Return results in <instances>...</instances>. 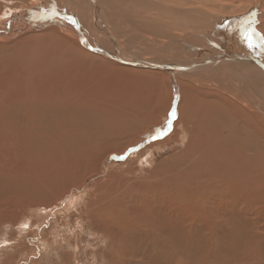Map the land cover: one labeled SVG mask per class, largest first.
Segmentation results:
<instances>
[{"label":"rangeland","instance_id":"rangeland-1","mask_svg":"<svg viewBox=\"0 0 264 264\" xmlns=\"http://www.w3.org/2000/svg\"><path fill=\"white\" fill-rule=\"evenodd\" d=\"M34 1L0 0V20L5 19L8 13L10 15L22 13L25 16L24 24L28 25L29 22L31 26H29L30 29H26V26L15 23L16 26L13 23L10 27L12 29L5 34V38L3 37L4 41L0 42L3 48L0 52V77L8 75V69L12 71L14 67H32L31 63L34 60L37 61L36 64L42 62L34 57V52L39 53L40 56L45 55L46 59L51 61L49 56L56 60V53L59 50H66L67 56L61 57L60 61L66 60L68 63L73 61L75 63L74 66L72 64L73 67H90L89 71L95 76L91 78L92 86L106 82L108 77L105 76L110 73L120 81L137 80L141 83L144 92L147 91V87L152 88L145 92L147 93L145 97L134 99L137 104L136 107L133 104L130 112H123L125 109L121 107L126 106L123 102L112 104L113 109H103L104 111L98 109L95 104L92 109L93 106L90 104L91 107L86 105L79 110H75V107L67 108V111L54 109L51 111V116H45L44 121L40 117L36 121L35 116L39 114L32 110L29 104L26 105L22 98L17 103L10 100L13 97L7 98L9 100L6 99L7 102L5 100L4 107L0 108V126L4 122L18 121L25 127L26 139L30 146L19 145V148L24 147L21 154L31 156L30 160L44 162L50 159L48 156H54V151H60L64 156L58 155L61 157L58 159L59 162H62L60 160L65 157L67 159L66 163L56 165L55 160L53 161L52 165L59 167L58 171L52 174H56L58 182L55 181L49 193L46 192L42 197L38 194L35 199L32 195H28L33 200L30 203L24 197L23 203L14 204L12 198L15 199L17 195L10 198L9 191L18 180L16 181L13 175H0V264H264V210L255 208L262 204L244 201L243 193L224 195L223 192H219L217 182L211 181L212 176L215 175L209 170L205 171L203 167L198 171L196 160L199 159V154L195 160L192 153H187L190 135L195 140L198 138L201 140L204 138V133L208 136V129H213L212 124L215 127L218 126L217 122L207 120V113L201 103L198 102L200 110L197 111L196 117L187 107L184 108L182 119L174 120L170 113L166 116V108L169 105L168 96L171 92L167 74L163 76L165 80L160 79L159 82H154L148 78L135 77L136 69L131 67H124L125 72L115 73L107 65L109 58L107 62L102 60L107 58L103 55L105 50L92 53L87 49L93 48L90 42V45L87 44L88 36L79 37L76 32L67 28L66 22L64 26L68 31L61 30L63 27L57 24L60 21V19L57 21V16L64 14L61 9L59 11L54 4L53 7L50 4H41L42 0H37L36 3ZM96 1H99L101 10L105 8L103 13L109 19L108 28L116 27L121 37L129 39L131 44L132 41L134 42L135 47L142 51L140 54L149 49H144L142 45L144 43L146 45L147 42L137 32H146L155 38L163 39L164 37L165 39L168 36L163 34V30L168 27L171 20L172 27L177 24H174L173 19L156 16L155 12L158 10L156 8L161 6V0L154 1L158 4L156 6L151 0H136L135 5L133 4L135 0ZM85 2L90 5L88 0ZM190 2L193 3L194 8H202L207 18L217 22V25L220 23L219 27H224L223 33L227 28L233 29L232 40L228 41L231 39L230 35L229 38L220 33V36H217L219 38H214V41L216 39L217 43H220L223 38L224 47H227L225 48L227 50L241 49L251 54H260L264 58L262 47L249 48L243 38L246 27L255 29L257 40L260 36H264V0H192ZM107 4L117 8L114 10L111 21L109 13L106 12ZM76 6V9H81L80 3ZM201 10L200 13H202ZM242 17H244L243 20ZM213 18L225 19L218 21ZM247 18L253 21L250 26H248L249 21H246ZM79 19L83 24L84 18ZM72 20L74 21V17L70 16L68 23L73 28L74 24L70 23ZM210 22L208 28L215 24ZM0 23L4 25L2 21ZM238 26L243 31L242 37L236 31ZM216 27L218 26L215 25L214 28ZM76 29L78 30L77 27ZM159 30H162L160 34ZM192 31L187 29L189 34ZM108 32L111 31L108 30ZM46 33H50L53 38L51 41L56 42L51 43L47 40L48 38L45 42L42 41L40 37ZM31 34H36L38 38L35 39V36ZM237 40L241 41L237 42L238 45L234 43ZM9 42L13 43L5 49ZM106 44L108 45L105 46L106 48H111L112 44L108 42ZM188 44L195 45L196 42L192 41ZM57 63L55 67H64V64L57 65ZM143 73L156 75L152 71ZM5 79L12 85L13 82L9 81V78ZM173 79L177 80V77ZM249 80L246 85L249 95L245 94V96L247 98L252 96L251 98L254 99L258 96L262 99L260 101L264 102L257 89L248 87L252 84V79L249 78ZM184 82L187 83V81ZM256 83V87L258 85L257 88L260 87V90L264 91L263 81ZM11 85L9 88L13 89ZM207 86L212 90L214 88L209 84ZM105 91L108 90L104 89ZM1 97L0 99H3ZM100 100L105 106L107 101L110 102L108 98ZM243 101L245 102L244 98ZM50 105L53 104L43 106ZM254 111L260 114L258 110L254 109ZM210 112L217 113L219 117L225 119L224 110L218 113L210 109ZM29 115L31 118H28ZM261 115L264 116L263 113ZM48 128L50 132H47ZM219 128L218 138L222 135V128ZM161 141L163 142L156 144ZM0 142L4 145L3 139ZM32 143H36V146ZM122 149H124L123 152ZM83 153L88 154L87 158H83ZM72 156L77 160H83L78 161L77 165L76 161V163L70 162V158L73 159ZM69 163L72 165H68ZM73 166H77L75 172H80L79 174L70 173L68 168L72 169ZM199 173L203 179L198 181L195 177H200ZM192 181L213 183L212 187L217 190V193L212 192L209 184L207 185L209 191L202 193L196 185L192 184ZM69 182L72 188H78L76 194L69 195L72 190L69 191L70 193L66 192L69 189ZM187 182L193 187L187 185ZM25 193H27L26 190ZM188 196L201 197L202 199H198V204H203L207 200L209 203L200 207L196 203V207L193 204L183 203L184 200L190 199ZM219 196L227 199L221 201ZM5 198L8 199L6 206ZM55 202L58 204L56 205ZM103 205L111 207L117 205L132 218L131 223L136 227L133 225L129 230L130 223L127 225L126 220L120 223L118 215L107 216L101 211ZM110 218L115 221L111 222Z\"/></svg>","mask_w":264,"mask_h":264},{"label":"bare ground","instance_id":"bare-ground-1","mask_svg":"<svg viewBox=\"0 0 264 264\" xmlns=\"http://www.w3.org/2000/svg\"><path fill=\"white\" fill-rule=\"evenodd\" d=\"M6 1L9 2V0ZM42 1L41 4L44 5L50 4L52 5V7L54 4V6H57L59 8V11L60 9L61 11H63L64 13L63 15L57 16L58 17L57 21L58 19H60V21L58 22L56 21L57 24L60 25V27H63V29L61 30H63L64 32L68 31V29L66 31V27L64 26V23L66 22L65 25H67V28L72 29V31L76 32L79 37L85 38V36H88L89 40L86 39L85 40L87 41L88 45H90L91 43L90 46L93 47L92 49H90V47L88 48L86 47L90 52L94 53L95 51L101 52L102 50L103 51L105 50L106 52L103 55L105 57L107 56V58L102 60L107 62L106 60L109 58L107 65H109V67L115 73L121 71L125 72L126 69L124 67H131L133 69H136L137 74H135V77H138L139 79L148 78L150 79V81H154V82H159L160 79H164L163 76L167 74L168 75L167 81L169 82L168 85L170 86L171 92H170V96H168L169 105L166 108V116L171 114L174 120L182 119L184 114V108L187 107V109L193 111L194 116L196 117L197 111L200 110V104H198V102L201 103L203 109H205L204 111H206L207 113L206 115L207 120H209V122L210 121L217 122L216 125L218 126L215 127L212 124L211 126L213 127V129H208L209 130L208 136L205 135L204 133V138H202L201 140H199V138L198 140H195L193 136L190 135L191 140L189 141L187 147V153H192L193 159H195V157L199 154V159L197 160L195 159L196 163L198 164V171L200 168L203 167L205 171L209 170L210 172H212V174H214L215 176H212L213 178L211 179V181H213V183L217 182L216 183L218 184L217 190H219V192H223L224 195L225 194L229 195L232 193H237V194L243 193L242 197L244 201H249V202L252 201L257 204H262L259 205V207L256 206L255 208L256 210L258 208L260 211L264 210V116L261 115L262 113L264 114V102L263 101L261 102L260 101L261 98L258 96L256 99L251 98L252 96L251 97L248 96V98L245 96V94L249 95V90L246 87V85L248 81H250L249 80L250 78L252 79L251 81L252 84L250 82L251 85L248 87H253L254 89H257L258 93L262 96L264 100V91L262 89L260 90V87L258 89L257 88L258 85L257 87L255 85L256 82H257L256 84H258V81H263L264 83V58L262 57V55L256 53L251 54L246 52L245 50L241 51V49L227 50L225 49L227 47H224L225 43H223V38H222V42L220 43H217L216 39L214 41V38H216L218 35L220 36V33L221 34L223 33L224 27L220 28L219 27L220 23L217 25L216 24L217 22L215 23L212 19L207 18L208 16L206 13H204V11L201 10L202 8L201 9L194 8L192 6L193 3L190 2L192 0H179V1L161 0L160 2L161 6L159 8H156L158 9L155 12L156 16H160L159 18L166 17L168 19H173L174 24L175 23L177 24L172 27L171 25L173 23L171 20V23L168 24L167 27L168 29L166 28L167 30L166 29L163 30L164 32L163 34L168 36L165 39L164 37L163 39L155 38L146 32H137L147 42L146 45L145 43L142 45L145 47L144 49L146 48L149 49L144 51L145 54L144 53L140 54L142 51L135 47L133 41L131 44V41L129 39L125 37H121L116 27L112 28L111 26V29L108 28L109 27L108 25L110 24L109 19L103 13L105 8L103 7L104 8L103 10L100 9L101 7L98 5L99 1L97 2L96 0H88L90 5H88L85 2L87 0H42ZM151 1L155 6L158 5L154 3V1L157 0H151ZM34 2L36 3L38 1L35 0ZM78 3L81 4L80 10L76 9L77 7L76 5ZM116 3L120 4V2H116ZM133 4L134 5L137 4L136 0L133 2ZM38 9L40 10L39 7ZM116 9L117 8H115V6H110L108 4L106 5V12L109 13L110 21L114 16L113 15L114 10ZM55 10L56 8L54 9V11ZM200 10L202 11V13H200ZM49 11L51 12V10ZM5 16H7L5 19L1 18L0 20V22L2 21L4 24L1 25L0 23V42L4 41L3 40L5 38L4 36L5 34L9 33L10 29H12L10 27L13 23L21 24L23 27L26 26L27 27L26 29H30L31 27L29 22L28 25L24 24L25 16L22 13H18L16 15L15 13L14 14L11 13V15L8 13ZM70 16L71 18L74 17V21L72 20V22L70 23L77 25L78 30L76 29L77 26L75 27V25H73V28L70 27L68 23V19H70ZM21 17L24 19H22ZM244 17H242V20L244 19ZM79 18L82 19L84 18L85 22L82 20L83 21L82 24L80 21L81 19ZM218 18H213V19L218 20ZM222 18L221 20L225 19ZM32 20L30 19V21ZM210 21H212L215 24L211 28H208L209 26L208 23H211ZM246 21H249V19L247 18ZM252 22L253 21L250 20L248 22V26H250ZM15 25L17 26V24ZM215 25L218 27L214 28ZM187 29L191 31L193 30L192 33L189 34L187 32ZM238 29L239 26L237 27L236 31L242 37L241 33L243 31L242 29L239 30ZM108 30L111 31L110 32L111 34L108 32ZM159 31L158 33L160 34L162 30L160 32ZM231 31H233L232 28H227V30L223 33L225 36L228 37L230 35L231 39H229L228 41L232 40V38L234 37V34ZM31 35L35 36L36 34H31ZM36 38L38 37L35 36V39ZM40 38H42V41L44 42L47 38H48L47 40H49L51 43L56 42V41H51V39L53 38L50 33L41 35ZM83 38L82 40L84 42ZM192 41H195L197 45L188 44L191 43ZM106 42L110 43V45L112 44L111 48L105 47L108 46ZM237 42L240 43L241 41L237 40L234 43L238 45ZM12 43L13 42H9V44H6L4 48L7 49V46H9ZM2 49L3 48L0 46V52ZM30 54L31 53H29V55ZM34 54L35 56L34 55L33 56L36 59L41 60L42 62L36 64L37 61L34 60V62L31 63L33 64L32 67L13 66L14 67L13 70L16 68L14 71L13 70L9 71L8 69L9 72V73L7 72L8 75L5 74L0 77V82H2L1 83L2 85H0V96H2L1 98H3L0 99V108L4 107V102L7 98L9 99L13 97V99L10 100L15 101L16 103L22 98L21 100H24L26 105L29 104L30 108L32 110H35L39 114L38 116H35L36 121L38 117L42 118V121H44L46 119L45 116H51V111L54 109L67 111V108L75 107V110H79L81 107H84L86 105L90 106V104H92V106L93 104H95L98 109L103 110V109H113L114 106H112V104L123 102L126 104V106L121 107L125 109L123 110V112L126 111L130 112L131 107H133V104H135V107L137 104V102L134 99L145 97V95L147 94L145 92H147L148 89L152 88V87H147V91L144 92L143 88L141 87V83L138 82L137 80L120 81L119 78L117 79V77H115L114 74H110V73H107L105 76L108 77V80H106V82L104 83L101 82L96 86H92L91 78L95 76L93 72L89 71L90 67H73L75 64L73 63V61L69 63L66 60L60 61L61 57L67 56L66 50L64 51L59 50L58 53H56L57 54L56 60L54 57L52 59L49 56V59L51 61L46 59L45 55L40 56L39 53L37 52H34ZM88 54L92 56L94 55L91 53ZM153 54H156L157 56H154ZM34 57L31 58L35 59ZM56 62L60 63L61 65L64 64V67H55ZM58 63L57 65H59ZM21 70H23V72H21ZM144 71H148V72L152 71V73H156V75L151 76L143 73ZM175 76L177 77V80L173 79V77ZM6 77L7 79L9 78V81L13 82L12 85L11 83H8V81L5 79ZM184 81H187V83ZM211 82H213V84ZM9 84L13 87V89L9 88L10 86ZM208 84L214 87L213 90L207 86ZM150 85L152 86L153 84ZM104 89H107L108 91L104 92ZM240 96L245 99V102L243 101V98L241 100ZM101 98H108L110 100V102L108 101L106 102L107 106L102 104L100 100ZM39 104L41 106H38ZM49 104H53V105H50L48 107L43 106ZM92 109H94V106ZM210 109L218 111V113L223 112L224 110L226 113L225 119L219 117V114L217 113H211ZM254 109L258 110L260 114L256 113ZM173 113H175V115H172ZM28 118H31L30 115L28 116ZM37 124L39 123L37 122ZM197 127L199 128L198 124ZM219 127L221 128L223 127V128L221 129L222 135L221 137L218 138L217 134L220 129ZM24 128L25 127L22 126L18 121H14L11 123L4 122L0 126V141L2 139L4 140V145L2 142H0V175L1 174L13 175L14 177H16L15 180L16 181L18 180L16 182L17 184H15V186H12L13 188L9 191L10 198H12L14 195H17L15 199L12 198L14 200L13 202H15L14 204L16 205L23 203L24 197L28 203L33 202V200L28 195H32L33 198H35V196H38L39 194V197H42L43 195L46 194V192L51 190V188L54 186L55 181L58 182V177L57 178L55 177L56 174L54 175L52 174L55 171H58L59 169L58 166L56 167L52 165L53 161L55 160L54 164L56 165L62 162L66 163V159H67L65 157V159L60 160L62 162H59L58 159L64 156L62 155V153H60V151H54L55 152L54 156H48L50 159L44 160V162L30 160L31 156H27L23 153L21 154V150L24 147L19 148L20 147L19 145L26 146L30 144L26 139V131ZM203 130H205L204 127ZM185 131L187 130L185 129ZM47 132H50V128L47 129ZM61 134L62 133H60V135ZM11 135L12 137H10ZM162 142L163 141L157 142L156 144H160ZM192 143H196V144L193 145ZM32 144L36 146V143H32ZM123 150L124 149H122V152ZM58 155L61 157H59ZM82 156L83 158L85 157L87 158L88 154L83 153ZM72 158L73 159L70 158V162H74V163L77 162V165H78V161L83 160V159L77 160L76 157L74 156H72ZM70 164L71 163H69L68 165ZM17 167H19L20 169ZM76 168L77 166H73L72 169L71 168L68 169H70V173L72 174V173H76L75 172ZM79 173L80 172H77L76 174ZM200 174L201 173H199V175ZM196 175H198V173H196ZM195 178L196 180L198 179L199 181L203 179V176L200 175V177H195ZM206 182L204 183L195 182L196 184L193 182L192 184L196 185V187H198V189L202 193H204V191H206L208 188L207 185L209 184ZM212 184H209V186L211 187L212 192L216 194L217 190L212 187ZM187 185L193 187L191 184H188V182ZM72 187L73 186L69 182V189L66 191L69 192L72 190L71 193L69 192L70 193L69 195L77 193L78 188L74 189ZM227 187L229 189H227ZM25 190L27 191V193H25ZM193 190L195 189L193 188ZM53 191L54 189L52 190L51 193H53ZM78 191H80V189ZM207 191H209V189ZM66 192H64V194ZM188 198L190 199L184 201L182 200L183 203L188 205L190 204L195 205L196 203L197 205H199V207L206 206L209 203L207 200L203 204H198V199L200 200L201 197L196 198L194 196L192 197L188 196ZM219 198L221 199V201L222 200L225 201L226 197L224 198V196H219ZM5 199L4 200L6 206L8 205V201H7L8 199L7 198ZM134 200L136 201V199ZM218 203L220 202L218 201ZM57 204L58 203H56V205ZM143 204L145 205V203ZM197 205H195V207ZM101 211H103L107 216L118 215L120 223L123 222V220H126L127 225L130 223V225H128L129 230L134 225L131 223L133 222L132 218L126 215V213H124V211H122V209L117 205L116 207L103 205V210L101 209ZM109 220L111 222L115 221V219L112 218H110ZM138 220H140V218Z\"/></svg>","mask_w":264,"mask_h":264},{"label":"snow or ice","instance_id":"snow-or-ice-1","mask_svg":"<svg viewBox=\"0 0 264 264\" xmlns=\"http://www.w3.org/2000/svg\"><path fill=\"white\" fill-rule=\"evenodd\" d=\"M257 33L254 28L246 27L244 29L243 38L249 48H256L257 46L264 48V36H260L259 40L256 39ZM172 115H175L173 113Z\"/></svg>","mask_w":264,"mask_h":264},{"label":"water","instance_id":"water-1","mask_svg":"<svg viewBox=\"0 0 264 264\" xmlns=\"http://www.w3.org/2000/svg\"><path fill=\"white\" fill-rule=\"evenodd\" d=\"M74 25H75V24H74ZM75 26H77V25H75ZM77 28H78V26H77ZM83 44H84V43H83ZM84 45H85V44H84ZM84 45H83V46H84Z\"/></svg>","mask_w":264,"mask_h":264}]
</instances>
